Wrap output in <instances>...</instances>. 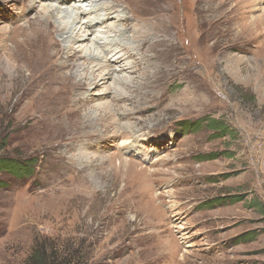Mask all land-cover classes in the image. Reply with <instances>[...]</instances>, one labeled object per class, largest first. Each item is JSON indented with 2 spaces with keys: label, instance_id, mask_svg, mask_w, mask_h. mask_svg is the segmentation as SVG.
<instances>
[{
  "label": "rangeland",
  "instance_id": "1",
  "mask_svg": "<svg viewBox=\"0 0 264 264\" xmlns=\"http://www.w3.org/2000/svg\"><path fill=\"white\" fill-rule=\"evenodd\" d=\"M51 5L66 28L48 41L58 64L74 61L61 51L77 42L70 29L95 19L89 44L111 62L79 61L55 108L33 101V79L0 93V159L31 166L0 172V264L43 245L55 264H264V25H250L264 0H0V68L25 67L14 44ZM134 32L153 42L146 54ZM119 45L138 68L117 61ZM106 64L95 81L86 71ZM79 95L87 103L69 111Z\"/></svg>",
  "mask_w": 264,
  "mask_h": 264
},
{
  "label": "bare ground",
  "instance_id": "2",
  "mask_svg": "<svg viewBox=\"0 0 264 264\" xmlns=\"http://www.w3.org/2000/svg\"><path fill=\"white\" fill-rule=\"evenodd\" d=\"M47 8L51 9L49 15L46 18L47 20H45V21L39 20L37 23L38 26H36L35 32L33 34L25 37L21 41V43H15L18 36L17 35L14 36V39L12 41V44L15 43L14 44L15 48L13 50V53L15 55L17 54L14 57L16 58V60H18L17 63L22 62L25 64V67L13 68L14 67L13 66L11 68V70H9V67L6 68V66L3 65L0 68V93L2 94V93L9 91V83L14 82L18 79H21L25 83H27V81H29L30 79H33L34 81H36L37 84H35L33 87L28 88L29 91H32L34 94H36L35 95L36 98H33V101L43 105L45 108H47V106H49V109H51V108H55L54 99H53V97L55 96L54 87L57 85V83L60 80H68L69 81L70 79L73 78L72 75H68L69 71H72V70L79 68V67H82L84 65L90 66V64L88 63V59H97V60L102 61V59L107 60V58L105 56H103V58L100 59L101 55L98 56V55L94 54V51H93L94 49H92L91 44H89V41H91V40L89 38V35L87 36V34H88L87 30L93 29L94 27H97L98 25H100V23H97L95 21L96 19L89 22L91 20L90 19L88 21L89 23H85V24L82 23L84 25V27H82V25H81L80 28L78 26H75V29H70V30H73L74 37L76 38L74 40L77 41V42H75L76 44H78L79 42H87L88 43L87 44L88 49H87V53L85 54V56L81 55L80 53L82 51H78L75 48L76 44L72 43L71 45L68 46V48H65V50L62 48L61 51L62 52L65 51V53L68 54V58L71 60H74L73 63H67V64L60 63V64H58L55 61L53 53L50 51V46L48 44V41L54 40L53 37H56L57 33L59 34L63 30H66V28L62 29L63 27L58 25L56 23V21H54V17L55 18L58 17V14L63 12V10L61 7L53 6V5H51V7H47ZM95 12L98 13L99 10H97ZM81 13H82V15L88 14L86 10H81ZM81 13H80V15H81ZM98 15L99 14L95 15V17H97ZM94 18H92V19H94ZM77 19H79V18H77ZM97 19H99V17ZM109 19H110V17H109ZM123 20H125V19H123ZM98 21L99 22L102 21V23L104 24L103 19L98 20ZM256 21H257V23H256ZM75 23L80 24L79 21L76 22V20H75ZM260 24L264 25V19H262V20L261 19H253V21L250 23V25H253V26L260 25ZM127 25H129V24H126L125 26H127ZM107 27H108V24L104 25L103 27H100V29H98V30L96 28V30L97 31H99V30L101 31L103 29L105 30ZM142 31H144V30L142 29ZM95 33H96V31L94 30V33L91 35V37L92 36L97 37ZM12 35L9 37L8 41H11ZM120 35H119V37H120ZM147 35L148 34H138V32L133 33V38H135V40L138 43V50L140 53L146 54L148 52V50L150 49V45L153 44V42H151V40L149 38H147ZM69 37H71V36H69ZM123 39H126V38H123ZM99 40H101V39L96 40V42L98 43V46L100 45L99 47L101 49H105V51L108 52L109 48L107 47V42L101 43V41H99ZM136 41H134V42H136ZM17 44H19V46L16 49ZM118 50H119L118 54H121V57L118 55V58H116V56H115L117 61H119L123 64L124 62L128 61L129 59H133L135 61L133 67L138 68L139 60L136 57L137 55H135L133 52H130L129 51L130 49H127V47H125V46L119 45ZM109 51H110V49H109ZM116 52H118V51H116ZM112 53H113V51H111V54ZM79 61L83 62L82 66L78 63ZM130 61H132V60H130ZM106 62H111V61L107 60ZM26 69L33 70L36 77L35 78L27 77L28 74L26 73ZM94 69L90 68V70L88 69L86 71L92 72V75H93L94 81H95L97 79V77H96L97 72H99V71L101 72V69L102 70L103 69L108 70L109 68H108V64H106L105 67H103V66H100L99 68L94 67ZM64 71H67V73ZM107 75H108V79L109 78L111 79L113 73H112V75H110V73H108ZM101 76L102 75L100 74L98 79ZM102 79L106 80V74H105L104 78H102ZM118 79L120 81V85L121 84L123 86L127 85L125 83V81L122 80L120 77H118ZM82 83H83L82 81L81 82L79 81L76 83L74 82L72 84H74L76 87L83 88L85 90V87H83L85 85V83H83L84 85ZM90 85L88 87H90ZM96 86H98V84ZM82 96L83 95L76 96L77 97L76 100H70L67 103V107L71 104V107L68 108L69 111L75 112L85 105L84 102H86V100H84V97H82ZM56 106H57V104H56ZM106 107L104 106L103 112H102L105 114V116L107 115ZM58 119L63 122V119L61 117H58Z\"/></svg>",
  "mask_w": 264,
  "mask_h": 264
},
{
  "label": "trees",
  "instance_id": "3",
  "mask_svg": "<svg viewBox=\"0 0 264 264\" xmlns=\"http://www.w3.org/2000/svg\"><path fill=\"white\" fill-rule=\"evenodd\" d=\"M207 127L209 130L214 132L217 137L224 138L230 134L228 127L221 121L215 119H207ZM194 124H192L193 126ZM185 128V127H183ZM31 166H28V163H20L14 160L0 159V172H8L10 175L16 177H24ZM3 185V182H0V187ZM244 237L250 239V235H245ZM55 259L47 250V246L43 245L40 248H37L34 253L29 257L26 264H55ZM60 264H64L62 261Z\"/></svg>",
  "mask_w": 264,
  "mask_h": 264
}]
</instances>
